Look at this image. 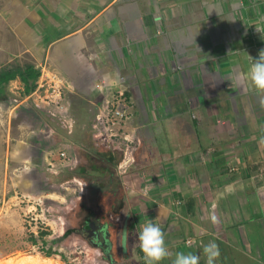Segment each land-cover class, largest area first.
I'll list each match as a JSON object with an SVG mask.
<instances>
[{
  "label": "crops",
  "instance_id": "1",
  "mask_svg": "<svg viewBox=\"0 0 264 264\" xmlns=\"http://www.w3.org/2000/svg\"><path fill=\"white\" fill-rule=\"evenodd\" d=\"M262 49L264 0H0V68L24 61L62 76L63 113L78 131L92 134L91 111L113 93L128 96L126 130L138 150L117 178L122 189L137 186L147 210L138 207L136 232L148 220L161 227L173 256L160 264L177 252L200 255L204 264L209 241L220 250L216 264H264V92L240 78L247 55L255 60ZM15 82L9 86L21 92ZM37 107L0 113V201L8 174V187L24 176L21 188L32 191L64 168L58 150L40 147L55 131ZM57 145L78 163L72 143ZM102 179L112 189L108 174ZM103 180L89 186L105 188ZM103 196L89 214L108 224L110 236L116 232L108 260L145 264L140 248L138 263L128 246V213Z\"/></svg>",
  "mask_w": 264,
  "mask_h": 264
},
{
  "label": "rangeland",
  "instance_id": "2",
  "mask_svg": "<svg viewBox=\"0 0 264 264\" xmlns=\"http://www.w3.org/2000/svg\"><path fill=\"white\" fill-rule=\"evenodd\" d=\"M19 62L24 61H15L3 67ZM17 84L20 86L19 82ZM12 86L14 87V85ZM12 86H8L7 91L9 96L1 103L0 113L3 112V114H6L12 105L17 106L25 103L22 101L20 103V99L26 97L22 95V90L20 92L18 88L13 89ZM10 89L15 96L10 94ZM26 104L36 107L31 102H27ZM36 110L40 112V117L43 116L44 118L42 119H44L55 131L54 139L45 140V143L40 142L42 150L50 148L52 150H58V162L62 163L60 153L64 151H60L57 144L65 143L69 145V143H71L69 137L71 136L80 143L78 145L72 143L74 146L72 145L69 151L73 153L74 149H76V151H81L82 155H80L81 158H78V163H75V165L73 164L75 157L64 152L66 156L71 159V163L67 161V166L62 163L61 167L64 168L58 170L56 175L50 172L53 176L48 175L45 172L46 168L43 167L46 173L45 180L34 184L32 191L21 188L24 176H18L17 179L19 183L15 184L14 188L8 187V184H10L8 174L4 200L0 201V264H110L105 257L108 255L107 248H103V244H101L103 245L101 247L92 246L88 243L87 239H84L83 235H81L83 227L90 223L88 221L92 220V218H90L91 214L89 213L94 212L93 210L96 208V203L99 201L96 195L100 196V194H104V196L101 197V202L104 204L108 202L109 204L107 200L112 197L115 199V203L117 202L123 205L122 209L126 210V213H128V246L131 252H134L132 255L133 259L141 263L140 256L136 253L137 247H139L136 234L141 227L138 228L137 232L136 229L137 226H139V224H137L140 214L138 212V207L142 212L145 211V208L139 206L140 200H138L139 190L137 191V186L133 190L127 187L121 188L118 196L117 191L107 189L104 183L102 186L105 188L100 189L98 185L95 187L87 186L83 179L74 177V172L71 169L74 170L76 166L82 164L83 161L85 163L87 162L86 159H84L83 150L93 151L97 148L98 146L94 142L95 139H93L92 134L89 133L88 130L84 132L78 131L72 124V118L66 114L64 117L65 121L62 123L56 118L43 114L41 107L38 106ZM67 127L71 128V130H68ZM9 129L10 131L7 130L9 131L7 134L10 139V141L8 140V147L10 148L12 146V138L10 137L12 130L11 128ZM36 130L37 129H34V132ZM67 132L71 134L68 135ZM78 132H82V134ZM1 137L3 139L4 135L2 134ZM95 141L107 147L101 140ZM89 144H93L97 147H92ZM117 145L120 148L117 149L121 150L118 153L121 161L124 154V146L122 143H117ZM137 150V144L134 145L132 152L131 148L129 149L128 152L132 153L130 162H132V157L133 162H135L134 153ZM119 163L116 168V172H118L117 174L115 173L116 177L124 175L127 171L126 168L124 172V169L119 172ZM13 164L14 162L11 163V166H13ZM38 171L43 173L40 168ZM27 175L30 177V172H27ZM258 177L260 178V176ZM129 178L136 182L134 176ZM110 186L111 184H109V187ZM146 187L149 186L146 185ZM108 191L114 193L111 194ZM141 192L146 193V189H143ZM136 202L138 206L135 204ZM126 213L119 214V216L121 215V220ZM84 235L87 236V232L84 233ZM112 235L114 241L118 240V237H114V235L116 236V232ZM110 237L109 241L111 242ZM33 239L36 241L34 244L31 241ZM46 252H50V256H46Z\"/></svg>",
  "mask_w": 264,
  "mask_h": 264
},
{
  "label": "built area",
  "instance_id": "3",
  "mask_svg": "<svg viewBox=\"0 0 264 264\" xmlns=\"http://www.w3.org/2000/svg\"><path fill=\"white\" fill-rule=\"evenodd\" d=\"M66 89L67 82L62 76L42 67L39 69V77L34 90L28 96L20 99V103L21 101L25 103L31 102L33 105L41 107L42 113L46 116L56 118L59 122L64 123L65 115L63 112L66 109L64 100ZM132 117L128 96L121 90L112 94L110 101L104 108H96L91 111L90 127L93 139L101 140L108 148L118 152L121 150H119L117 143H122L124 146L123 158L118 167L119 172L122 169H124V172L130 165L131 152L134 149V145L138 144V141L133 136L131 137L126 130L127 124ZM67 129L71 130L69 127ZM130 148L131 152H128ZM60 158L65 165H67V161L71 163V159L64 152L60 153Z\"/></svg>",
  "mask_w": 264,
  "mask_h": 264
},
{
  "label": "trees",
  "instance_id": "4",
  "mask_svg": "<svg viewBox=\"0 0 264 264\" xmlns=\"http://www.w3.org/2000/svg\"><path fill=\"white\" fill-rule=\"evenodd\" d=\"M38 77L39 69L25 62H19L0 68V101H4L9 96L7 91L8 86L13 81L19 82L22 88V95L28 96L34 90ZM67 134L69 135L71 133L67 132ZM69 140L73 144L78 142L71 136L69 137ZM89 145L97 147L93 144ZM83 153L84 159H86L87 162L85 163L83 161L82 164H78L74 170L72 169L74 177L83 179V181L86 182V185L89 186L92 180H103L102 176L104 177L108 174L112 180V190L117 191L119 196L121 182L115 176L117 165L120 162L119 152L111 150L108 147L98 146L93 151L83 150ZM100 165L102 167H100ZM31 241L33 244L36 243L34 239ZM45 254L46 256H50V252H46ZM108 262L113 264L110 260H108Z\"/></svg>",
  "mask_w": 264,
  "mask_h": 264
},
{
  "label": "clouds",
  "instance_id": "5",
  "mask_svg": "<svg viewBox=\"0 0 264 264\" xmlns=\"http://www.w3.org/2000/svg\"><path fill=\"white\" fill-rule=\"evenodd\" d=\"M247 57L251 63L246 72L240 73V78L245 80L253 90L264 92V49L260 50L255 60L248 55ZM138 246L143 254L145 264H160L165 258L173 256L165 245L161 227L152 220L146 221L140 228ZM202 256L204 264H216V260L220 256L218 245L214 241L203 244ZM200 259V255L177 252L174 254L171 264H200Z\"/></svg>",
  "mask_w": 264,
  "mask_h": 264
},
{
  "label": "flooded vegetation",
  "instance_id": "6",
  "mask_svg": "<svg viewBox=\"0 0 264 264\" xmlns=\"http://www.w3.org/2000/svg\"><path fill=\"white\" fill-rule=\"evenodd\" d=\"M88 222L95 223L96 228H94L93 230H87V228H86L87 226L86 227H83V231H82L81 235H83L84 239L85 238L87 239V241H88V243H90V245L95 246V247H101V246L104 245L103 248L106 249L108 246L106 244H103L104 243V240L105 241L108 240V242H110V241H109V237H107V239H106L105 236H104V232L101 231V227L103 226V224H100V221L98 220V218H94V219L92 218V220L91 221H88ZM89 231H91V232H89ZM86 232H87V236L84 235V233H86ZM93 235H96L97 236V239H95V237ZM110 240H111V237H110ZM101 244H103V245H101ZM105 257H106V259H109L108 258L109 257L108 255L105 256Z\"/></svg>",
  "mask_w": 264,
  "mask_h": 264
},
{
  "label": "water",
  "instance_id": "7",
  "mask_svg": "<svg viewBox=\"0 0 264 264\" xmlns=\"http://www.w3.org/2000/svg\"><path fill=\"white\" fill-rule=\"evenodd\" d=\"M90 224V225H89ZM89 224H86L85 225V227L87 228V230H93L94 228H96V225H95V223H89ZM89 225V226H88ZM108 224H104L102 227H101V231L102 232H104V236H105V238L107 239V237H110V234H109V231H108ZM89 232H91V231H89ZM94 237H95V239H97V236L96 235H93ZM109 243V244H108ZM103 244H106L108 247H107V249L106 250H109V246H111L110 244V242H108V240L107 241H105L104 240V243Z\"/></svg>",
  "mask_w": 264,
  "mask_h": 264
}]
</instances>
